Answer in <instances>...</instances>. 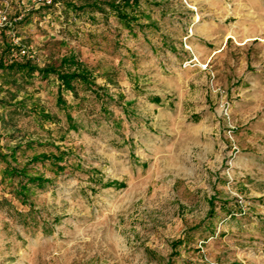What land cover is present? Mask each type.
Listing matches in <instances>:
<instances>
[{"label":"rangeland","instance_id":"1","mask_svg":"<svg viewBox=\"0 0 264 264\" xmlns=\"http://www.w3.org/2000/svg\"><path fill=\"white\" fill-rule=\"evenodd\" d=\"M49 1L0 0V264H264V0Z\"/></svg>","mask_w":264,"mask_h":264},{"label":"trees","instance_id":"2","mask_svg":"<svg viewBox=\"0 0 264 264\" xmlns=\"http://www.w3.org/2000/svg\"><path fill=\"white\" fill-rule=\"evenodd\" d=\"M130 1L133 3L132 5H138V0H127V4H125L126 8L131 5L129 4ZM137 1V2H136ZM110 9L118 16L119 20L126 25L130 26L132 22H135L134 20L126 14L122 9L119 10L118 6H112L109 5ZM96 9L100 10L98 6L95 7ZM103 11V10H100ZM3 70L7 72L8 74H12L14 76L19 75L23 79L30 81L33 80L36 75H38L41 79H48L51 76H55L58 80L59 86H58V92L61 94L62 92H71L74 96H78V89L77 86H83L88 91H90L92 94L96 96L97 99H99V91L94 92V88L96 87L94 85V82L91 78L90 74H86L79 71H71L70 66L65 62V60L62 62L59 68L54 67H45V68H39L38 66L34 65L32 61L30 60H22V61H12L10 64L3 65ZM69 67V68H68ZM60 99L62 100L61 96ZM12 109L9 110L12 113H19L21 110V107L18 105L11 106ZM10 107V108H11ZM9 112V113H10ZM30 114L34 116L37 123L43 127L47 124L53 123L55 120L53 116H51L49 113H47L44 109H42L39 106H33L31 108ZM2 121L5 122L3 119ZM5 123H10L9 120H7ZM5 178H19L20 176L24 179H27L28 181L23 184L20 182L19 185V196L23 197V193L28 189V184H32L37 187H44L45 182L44 180L40 178H29L26 174H22L21 172H17L15 169H9L5 171ZM17 194V193H16Z\"/></svg>","mask_w":264,"mask_h":264},{"label":"built area","instance_id":"3","mask_svg":"<svg viewBox=\"0 0 264 264\" xmlns=\"http://www.w3.org/2000/svg\"><path fill=\"white\" fill-rule=\"evenodd\" d=\"M37 1V4L39 5V6H47V7H49V6H51L52 4H51V1H49V0H36ZM25 53V52H24Z\"/></svg>","mask_w":264,"mask_h":264}]
</instances>
